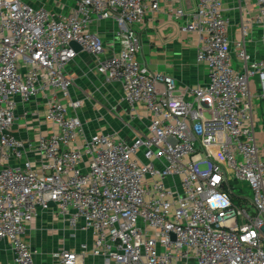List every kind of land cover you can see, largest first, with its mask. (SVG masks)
Instances as JSON below:
<instances>
[{
	"label": "built area",
	"instance_id": "1",
	"mask_svg": "<svg viewBox=\"0 0 264 264\" xmlns=\"http://www.w3.org/2000/svg\"><path fill=\"white\" fill-rule=\"evenodd\" d=\"M239 12L232 41L228 4ZM164 13L198 37L196 60L209 82L177 95L174 77L139 60L148 16ZM113 22L109 58L93 27ZM264 32V0H77L68 14L26 0H0V251L6 264H36L28 241L39 212L57 209L71 238L92 244L62 249L54 264H264V51L247 39ZM264 35V34H263ZM83 52L106 83H120L147 133L86 136L68 66ZM45 100L49 136L14 132L17 98ZM246 184L252 197L237 186ZM55 206L52 207L51 205ZM3 264V263H0Z\"/></svg>",
	"mask_w": 264,
	"mask_h": 264
},
{
	"label": "crops",
	"instance_id": "2",
	"mask_svg": "<svg viewBox=\"0 0 264 264\" xmlns=\"http://www.w3.org/2000/svg\"><path fill=\"white\" fill-rule=\"evenodd\" d=\"M34 8L45 9L68 14L75 7L77 0H26ZM236 5L228 4V13L232 17L233 25L230 31L232 41L242 37L239 33L240 19ZM179 23L164 13L148 16L139 33L142 40V50L139 54L140 62L150 72L159 75H169L175 78L177 95H185L191 89L203 87L209 82V67L198 63L196 51L198 37L185 35L179 31ZM113 22L98 23L93 31L99 33L106 43V53L100 58L111 57L119 47L113 42ZM264 32L255 28L247 39V48L251 55L260 56L264 51ZM98 61L89 54L82 52L67 69L68 77L73 81L71 93L75 98L84 100V107L79 111L84 121V131L87 137L107 133H117L121 137L132 141L135 133H147L149 121L143 108L133 114L124 101L123 89L120 83H106L97 73ZM17 122L14 132L22 140L37 141L40 136H49L56 128L46 119L45 100L42 97L24 104L17 98ZM100 116H103L101 122ZM111 118V119H110ZM0 159V170L3 168ZM28 241L38 252L36 264H54L53 255L62 249H79L82 242L92 244L90 234L79 233L71 238L70 229L66 221L57 215V209L39 212L30 225ZM12 257L9 251H0V263H10ZM88 264H101L100 261Z\"/></svg>",
	"mask_w": 264,
	"mask_h": 264
},
{
	"label": "rangeland",
	"instance_id": "3",
	"mask_svg": "<svg viewBox=\"0 0 264 264\" xmlns=\"http://www.w3.org/2000/svg\"><path fill=\"white\" fill-rule=\"evenodd\" d=\"M99 118H100L99 122H101L103 119H105V118H103V116H100ZM237 189L239 191H243V194H245L246 196L252 197V192L246 184H240L239 186H237ZM189 264H197V263L194 261H190Z\"/></svg>",
	"mask_w": 264,
	"mask_h": 264
},
{
	"label": "water",
	"instance_id": "4",
	"mask_svg": "<svg viewBox=\"0 0 264 264\" xmlns=\"http://www.w3.org/2000/svg\"><path fill=\"white\" fill-rule=\"evenodd\" d=\"M71 48H72L73 50H75L78 54H80V53L83 52V48H82V46H80V45H79L78 43H76V42H72V43H71ZM51 206L54 207L55 205L52 204Z\"/></svg>",
	"mask_w": 264,
	"mask_h": 264
}]
</instances>
